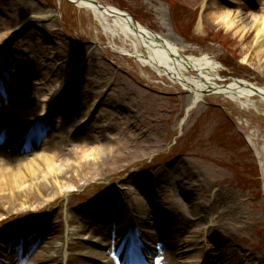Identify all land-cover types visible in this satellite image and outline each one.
I'll return each instance as SVG.
<instances>
[{
  "label": "rangeland",
  "instance_id": "obj_1",
  "mask_svg": "<svg viewBox=\"0 0 264 264\" xmlns=\"http://www.w3.org/2000/svg\"><path fill=\"white\" fill-rule=\"evenodd\" d=\"M95 1L128 13L142 27L172 43L183 42L189 46L187 56H209L221 64L219 86L247 80L264 87V51L251 17L260 15L264 0ZM216 4L221 6L219 11L238 21L232 32L216 24ZM110 35L92 12L64 0H0V81L9 82L12 89L23 79V75H11L16 59L29 60L28 52L45 54L41 65L36 61L21 65L24 85L30 86L29 96L34 100L24 110L35 116L19 123L24 124L20 129L14 122L0 133L7 131L4 140L22 134L16 148L21 150L33 137L40 141L63 132L64 153L55 163L57 175L69 174L66 182L52 174L50 181L45 180L52 190L44 195L45 191L41 194L26 184L28 193L16 206L8 203L10 194L2 197L0 264H12L10 258L18 256L11 245L26 252L31 249L30 255L35 251L39 257L40 247L53 235L60 236L48 240L51 258L56 259L61 246L59 261L70 262L72 235L104 243L105 238L91 235L92 231L108 235L131 215L139 223L128 233L130 239L118 234L112 241L113 264L120 262L118 256L125 254V258L134 251L139 252V264H240L241 255L247 257L243 264H264V102L256 97L244 106L208 94L190 109L192 93L122 55L124 50H134L132 43ZM19 41L23 50L13 49ZM81 71L88 79L78 77ZM116 143L129 156L111 166L105 163L104 178L91 183L80 179L79 185L69 181L78 164L70 151L89 156L109 152ZM8 150L16 152L13 146ZM84 159L93 161V156ZM178 165L196 170L198 177L188 187L197 194L201 210L183 204V197L170 190L164 198L189 223H179L173 215L151 220L143 212L129 214L115 196L120 190L147 205L152 194L141 185L150 181L145 176L151 177L161 167L167 172L159 180H176ZM130 178L140 185L129 183ZM157 185L161 184L149 189ZM156 193H160L157 188ZM106 197L111 199L103 201ZM152 238L157 246H152ZM219 239L225 240L227 250L217 251L224 248ZM143 245L150 251L141 249Z\"/></svg>",
  "mask_w": 264,
  "mask_h": 264
},
{
  "label": "bare ground",
  "instance_id": "obj_2",
  "mask_svg": "<svg viewBox=\"0 0 264 264\" xmlns=\"http://www.w3.org/2000/svg\"><path fill=\"white\" fill-rule=\"evenodd\" d=\"M64 1L69 2L80 9H86L92 12L101 26L107 28L112 38H123L126 42L132 43L134 50H124L122 55L135 59L144 68H150L158 77L166 78L175 87L182 88L187 93H192L194 99H191L190 109H193L198 104L199 100L208 94L224 96L234 102L242 103L244 106H248L247 102L256 97L264 102V87L258 86L247 80H231V83L227 87L225 86L224 88L219 86L218 81L222 80L220 79L222 73L221 64L211 60L209 56H187L186 50H188L189 46H185L183 42L181 44L172 43L161 36L152 33L141 25L134 24L132 18L124 17L125 14L122 11L113 7H105L100 4L96 6L91 0ZM214 8L217 11L214 15L216 24L225 31L232 32L237 26L238 21L234 20L231 14L222 13V10L219 11L221 8L219 4H216ZM29 10L33 11L34 8L29 7ZM260 12V15L254 13L251 15L253 21L252 29L255 30L258 44L262 51H264V9ZM237 17L239 18V16ZM25 36L26 35H24V37ZM28 37L29 36H26L25 38ZM21 48L22 41L17 42L13 46V49L15 50H23ZM27 54H29V60H22L19 57L17 59L15 58L17 64H15L16 66L11 70V75L13 74L12 72L15 73V76L23 75L22 83L15 84L12 89H10L11 86L9 82L0 84V104L7 103V106L0 108V130H3L11 123L17 122L19 125L22 121L25 122V120H31V117L35 116L33 111L29 112V110H24L25 104L32 105L34 100L29 96V91L31 89L30 86L24 85V82L26 81L24 80L25 75L22 71L23 68L21 65L30 61H36L41 65V57H45V54L42 52H38V54L28 52ZM259 54L262 56L261 52ZM78 77L86 79V72H79ZM12 79L15 78L13 77ZM58 87L61 88V84H59L57 88ZM6 88L9 89L6 90ZM2 90H5V92L1 93ZM114 101L115 100L112 98H109L108 100V102L118 106ZM29 113L33 114L30 115ZM18 127L20 129L24 127V124H21ZM55 129L58 128L53 127L54 131ZM50 131H52L51 128L48 132ZM5 132L7 131H4V133ZM4 133H0L2 141H5L0 144V200L2 197L4 199V196L10 194L11 200L7 199V201L8 203L10 202L11 205L16 206L17 200H22L24 195L28 193L26 190V184H31L33 188L39 190L41 194L42 191H45L42 195L47 194L48 191H51L52 189L49 188V185L45 180L48 181L49 177L53 175V178H57V181H60L62 176V182H66L69 174L67 175L64 173L62 175H57L59 173L57 172L58 170H56L57 164L55 163V160L61 157L62 153H64V150L61 148V143L64 140L63 136L66 135L63 132L59 131L55 136L52 133L53 137L51 136V138L47 137V135L46 137H43V139L46 138L45 140L41 139L43 140L42 142L41 140H35L33 137V139H29L27 146L23 147L24 149L21 148V150H18L20 147L18 149L16 148L21 144L23 135L18 132L19 134L17 133L12 140H4ZM10 146H13V149L16 151L15 153H11V151L8 150ZM126 152L127 151L120 149L119 143H116L109 152L101 151L98 153H92V155L89 156L85 152L82 156L81 153L75 154L70 151L68 153L70 158L78 159V164L75 167L73 166L76 170L72 172V177L69 181L79 185L80 179L91 183L94 179H101V177L104 178V164L106 163L107 166H111L120 163L123 159L129 156ZM90 156H93V161L84 159ZM177 167L179 168H177L178 178L176 180H159L158 178L160 176H165V173L167 172L166 169L161 167H158L152 172L151 177L147 178L145 176V179H149L150 181L142 183L141 185L152 194V197L147 200V205L144 204L143 200H136L133 197H129L126 192L120 190L118 193H115V196L117 194L124 202V208L129 214L134 211L143 212L144 217L151 220H163L169 215H173L179 223H182V221L189 223V220H185L182 215H178L176 209L169 208L166 199L164 198L167 191L170 190L171 192L179 193L183 197H180L183 204L194 209V211L199 212L201 210L196 201L197 194L188 187L190 181H193L198 177L196 170L191 167H181L180 165ZM128 182H136V184L140 185V182L135 178H130ZM157 182L161 184L156 187L160 193H156V188L149 189L151 186H156ZM190 190L193 193H191ZM109 199L111 198L106 197L103 201ZM1 211L5 212L3 204H0V212ZM138 223V219L131 215L127 217L125 223H122V225L113 229L108 235H102L98 230L92 231L91 235H100L99 237L102 238V240L104 237L105 244L99 239L84 240V238L80 239L77 234L76 236L72 235L68 241V246L70 247L68 252L70 253L71 251L72 254L71 257H69L70 262L67 261V263L59 261V254L62 255L61 252L63 251L62 247L59 245V247H57L59 248V252H57V256L55 257L57 262H55L56 259L51 258L52 245H48V240H55L60 235H53L46 238L47 241H45L43 246L40 247L39 257L35 251L32 253L33 255H30V251H32L31 249L26 252L25 249H15L11 245L13 253H16L15 250H18L19 258L10 259L11 261L13 259V263L16 264H100L107 259L108 264H112V241H116L118 234L125 237V240L129 239L127 236L128 229L130 230L133 225H138ZM56 226L57 225H54V227ZM78 231H83V229L80 228ZM158 231L162 233L161 230ZM149 241L153 244L152 246H157L155 238L149 239ZM7 243L11 244V241L8 240ZM190 243L189 240L188 244ZM218 243L224 248H218L217 251L223 252L227 250L224 239H219ZM117 249H120V247ZM141 249H144L146 252L150 251L146 245L141 246ZM124 256L125 254H123V257L118 256L117 259L121 258L123 264H130L133 261L132 256L125 258ZM244 259H247V257L241 255L239 263L243 264Z\"/></svg>",
  "mask_w": 264,
  "mask_h": 264
},
{
  "label": "water",
  "instance_id": "obj_3",
  "mask_svg": "<svg viewBox=\"0 0 264 264\" xmlns=\"http://www.w3.org/2000/svg\"><path fill=\"white\" fill-rule=\"evenodd\" d=\"M92 2V1H91ZM94 4H96L95 2H93ZM96 5H98V4H96Z\"/></svg>",
  "mask_w": 264,
  "mask_h": 264
}]
</instances>
